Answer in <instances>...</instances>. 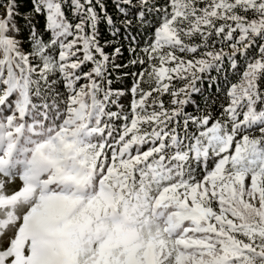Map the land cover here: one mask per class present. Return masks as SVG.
<instances>
[{"label":"snow or ice","instance_id":"obj_1","mask_svg":"<svg viewBox=\"0 0 264 264\" xmlns=\"http://www.w3.org/2000/svg\"><path fill=\"white\" fill-rule=\"evenodd\" d=\"M0 264H264V0H0Z\"/></svg>","mask_w":264,"mask_h":264}]
</instances>
